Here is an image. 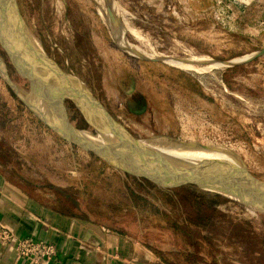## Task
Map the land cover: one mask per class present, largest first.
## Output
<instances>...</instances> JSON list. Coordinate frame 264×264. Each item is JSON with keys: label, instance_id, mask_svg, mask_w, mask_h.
<instances>
[{"label": "rangeland", "instance_id": "obj_1", "mask_svg": "<svg viewBox=\"0 0 264 264\" xmlns=\"http://www.w3.org/2000/svg\"><path fill=\"white\" fill-rule=\"evenodd\" d=\"M100 2L135 50L234 64L207 67L202 81L162 58L136 56L116 41L96 0H0V37L21 53L8 27L16 31L34 83L54 90L48 112L93 135L214 147L211 156L191 153L190 166L238 162L264 188V0ZM23 58L0 38V167L25 195L108 228L113 251L101 247L104 256L125 264H264V210L244 201L255 186L236 184L232 197L65 138L19 94L45 92L33 89Z\"/></svg>", "mask_w": 264, "mask_h": 264}, {"label": "crops", "instance_id": "obj_2", "mask_svg": "<svg viewBox=\"0 0 264 264\" xmlns=\"http://www.w3.org/2000/svg\"><path fill=\"white\" fill-rule=\"evenodd\" d=\"M6 175L0 167V227L11 229L17 237H35L33 239L54 244L57 254L47 264L130 263V260H113L104 256L101 247L113 251L108 228L86 220L84 215L43 205L36 198L25 195ZM26 202H30L29 205ZM93 243L100 244L94 249ZM5 245L0 240V264H24L17 260L15 247Z\"/></svg>", "mask_w": 264, "mask_h": 264}, {"label": "bare ground", "instance_id": "obj_3", "mask_svg": "<svg viewBox=\"0 0 264 264\" xmlns=\"http://www.w3.org/2000/svg\"><path fill=\"white\" fill-rule=\"evenodd\" d=\"M96 2L98 4V7L101 8V10H102L101 12L104 15V19L106 20L107 24L109 26H111V28L113 30L112 32L114 34L116 41L124 49H126V51H129L130 53L135 54L136 56H141L142 54H144V55H147L148 58H153V59L154 58H160V59L162 58V60H164L166 62H170L172 65H175V66H177L183 70H187V71H191V72L195 73L196 75H198V77L200 76L199 78L202 81H203L204 74H206V72H207L206 71L207 67H209V69H211L210 68V66H211L213 69L217 70V69H224V68L229 67V66L234 64L232 61H228V62L216 61L215 63H212V62H214L213 60H215V59H213L212 57H210L208 55H203V54H201V55L200 54H193L192 56H190V58L182 60V59L173 57L171 55H167V54L165 55L163 53L147 54V53L139 51L137 49L135 50L131 46L132 45L131 43H128L126 41V39L124 40L123 38H121V36H119L120 34H119V30L117 27L115 28V31H114V27H113L114 24L112 25L111 21L106 16L107 11L105 12L102 9L101 3H103V2H100V0H96ZM108 15H110V14H108ZM0 18L2 19V15H0ZM119 19H121V18L119 17ZM121 20L125 25H127L130 28V26L128 25L126 20H124V19H121ZM2 21H3V19H2ZM8 29L10 30L11 34L16 39L21 53H23V56L28 61L27 63H29V65L31 66V68L33 70V67L31 65V63L29 62V59L27 58V56L25 55V53L23 51V48H22L21 43H20V39H19L16 31H14L13 29H11L9 27H8ZM207 59L211 60L212 62L208 61ZM201 60L204 62H207L209 64H203V62ZM37 65H38V63H37ZM52 72H53V75H52L53 80L55 82H57L56 74L54 71H52ZM0 73L3 75L2 69H0ZM34 81L35 80H34V70H33V76H32V82H31L32 87H33V89H36V90L37 89L38 90L43 89L45 91L43 95L34 94V93H32L33 92L32 90L28 91L29 94L27 93V91H23L22 89H17V90H18L19 94H21V97H23L25 99V101L34 109L35 112H37L44 119V121L49 123L52 126V128H54L57 132H59L62 135H67V133H68V134L72 135L73 137L78 136V137L84 138L85 140L90 141L95 147H98V148L100 146L103 147L104 150L106 149V153H108L109 157H111L112 159H114L116 161L123 162V161L127 160V161L132 162L133 159L131 158L132 157L131 155H133V153L135 151H137L139 153L143 152V153L147 154L146 162H145V159L143 158V156H140L142 158L139 159L140 163H138V165L148 166V167L152 166L154 168L155 167L164 168L163 166H161V163L163 164L162 160H165V158H166V160H172L174 162H179L181 164H184L183 167L181 166L182 168L181 167H179V168L184 169V171H187V172L191 171V174L196 176V175H200V174H196L191 169L194 167L190 166V165L197 166L195 164V158L193 157V154H191V153L195 152V153H201V154L206 155V156H211L212 153L217 150V149L215 150L214 147L205 148V147L199 146L198 144H192V145L186 146L183 143H180L176 140H173L171 138H165V137L156 136L154 138L144 139L142 141H136L135 142V141L129 139V137H125L123 135H118V134H113L112 132H110L111 136L107 137V136H104L100 133L97 135H93L92 133H90L89 131H86V130H77L76 128L69 125L67 120L61 114L60 110L58 111L59 114H56V113L52 114V113L48 112L49 107H53V109H55L54 103L52 102L54 90H51V93L49 94L50 91L47 90L46 83H43V81H41V80L39 81L38 79L36 80V83H34ZM224 88H225V90L228 91L226 86H224ZM51 94H52V96H51ZM50 96H51V98H50ZM82 97L85 98L83 95H82ZM224 156L226 157V159L229 157L227 159L229 161H231L233 159L232 156L227 155L228 156L227 157L225 154H224ZM235 166H238L239 168H243V166L241 164H239L238 162H236ZM247 185L255 186L252 182H248ZM235 191L237 192V190H235ZM257 206L260 207V205H257ZM260 208L264 209V207H260Z\"/></svg>", "mask_w": 264, "mask_h": 264}, {"label": "water", "instance_id": "obj_4", "mask_svg": "<svg viewBox=\"0 0 264 264\" xmlns=\"http://www.w3.org/2000/svg\"><path fill=\"white\" fill-rule=\"evenodd\" d=\"M2 39V41L4 42V44L15 54H17L19 57L23 58V53L21 54L16 47H13L10 43L6 42L5 39H3L2 37H0ZM264 54V49L263 50H260L258 52V54ZM24 60V58H23ZM236 64V63H235ZM12 85V84H11ZM13 86V85H12ZM62 106V105H61ZM62 109V108H61ZM63 112V110H62ZM64 115V114H63ZM65 116V115H64ZM66 118V117H65ZM66 120L69 122V120L66 118ZM70 123V122H69ZM71 124V123H70ZM72 126V125H71ZM65 138L71 140V141H77L79 142L80 144H83L84 146L92 149L93 151L97 152L98 154L100 155H105V158L107 159H111V157H109L108 153H106V149L104 150L103 147H95L90 141L88 140H85L84 138H81V137H73L72 135L68 134L67 135H63ZM70 136V137H69ZM136 154H138L137 156L139 157L138 159H133V164H135L137 167H140V169H143V171H147V172H150V173H153V174H157V175H161V174H164V175H167V176H170V177H173V178H176V179H184V180H189V181H192V182H196L198 184H201V185H204V186H207L209 187L210 189H213V190H216V191H219L220 193H223V194H226V195H229L227 194L228 192L230 194H232V197L233 196H237L236 194H234V191L237 189L236 187V184L237 186L238 185H241L245 182H252L254 185H255V188H257V193H255L254 191H248V193H246V198L248 199H245V196L242 197L245 199L244 201H247L248 203L250 204H254V206H256L258 209H260L259 206H257V202H261V203H264L263 202V198H264V188L259 184L257 183L248 173L247 171L245 170V166L243 165V169L242 168H239L238 166H230L228 164H222V163H212V162H208V163H204L203 165H201L200 167L198 168H191L193 172H195L196 174H200V175H192L191 174V171L187 172V171H184V169H179V168H176V167H172L170 166L167 162H164L163 163V167L164 168H157V167H148V166H142V165H138V163H140L139 159L142 158L140 156H143V158L145 159V162H146V157H147V154L141 152H137L135 151ZM134 152V153H135ZM144 154V155H143ZM136 156V157H137ZM134 157V156H133ZM131 157V158H133ZM158 159V158H157ZM146 168V169H144ZM219 169V170H223V171H209L212 170V169ZM233 172V173H232ZM235 173V174H234ZM240 175V174H244L242 180H239L238 179V182H234L235 179L233 180L232 177L233 175L237 176ZM239 187V186H238ZM224 189H227L228 192H224L222 190ZM248 190V189H246ZM255 190V189H254ZM253 192V193H252ZM259 195V196H256V195ZM230 196V195H229ZM241 198V196H238L236 198ZM262 199H261V198ZM257 198V199H256ZM256 199V200H255ZM259 199V200H258ZM257 201V202H256ZM261 211H263L264 209H260ZM264 212V211H263Z\"/></svg>", "mask_w": 264, "mask_h": 264}, {"label": "built area", "instance_id": "obj_5", "mask_svg": "<svg viewBox=\"0 0 264 264\" xmlns=\"http://www.w3.org/2000/svg\"><path fill=\"white\" fill-rule=\"evenodd\" d=\"M0 239L3 244L15 247L16 258L24 264H47L57 254L54 244L31 237H17L6 227H0Z\"/></svg>", "mask_w": 264, "mask_h": 264}, {"label": "trees", "instance_id": "obj_6", "mask_svg": "<svg viewBox=\"0 0 264 264\" xmlns=\"http://www.w3.org/2000/svg\"><path fill=\"white\" fill-rule=\"evenodd\" d=\"M11 168H12V169H11ZM9 169H10V172H11V171H13V172L15 171V167H13V166H11ZM66 196H67V194H66V195H63V199H64V200L67 199ZM66 201H67V200H66ZM80 216H81V215H80ZM85 217H86V216H85Z\"/></svg>", "mask_w": 264, "mask_h": 264}]
</instances>
